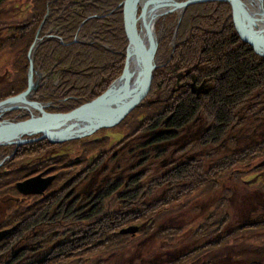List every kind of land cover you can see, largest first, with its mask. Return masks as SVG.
<instances>
[{"label":"trees","instance_id":"16d2710c","mask_svg":"<svg viewBox=\"0 0 264 264\" xmlns=\"http://www.w3.org/2000/svg\"><path fill=\"white\" fill-rule=\"evenodd\" d=\"M7 2L8 0H0V22L4 21L6 25L14 23L11 20L16 9L14 7L10 10ZM125 2L126 0H30L25 17L17 22L20 36L8 39L13 46L25 45L23 49L17 51L20 56L15 62V68L20 69L18 73L15 72L17 78L14 77V82L18 80V86L14 87L12 95H19L27 88L26 71L28 72L30 65L28 49L43 23L38 33L41 38L50 29H56L58 37H43L33 55V64L36 61L37 70L42 72L58 70L62 84L61 89L59 86H52L51 89L48 86L42 87L38 91L40 95L35 99L43 102L65 98V102L61 103L57 110L52 111L69 112L99 97L120 76L123 69V53L128 45L123 22ZM169 16H165L167 21L164 22L172 20ZM173 21L175 20L171 22ZM156 24L155 29L160 22ZM168 30L169 35H172L176 41V45L171 49L167 62L158 61L165 63V67L154 70L147 96L133 110L144 108L149 120L144 119L146 116L141 119L135 118V121H141L130 135L120 140L118 145L100 153L95 152L98 144L104 141L107 143V137L102 138L103 140L87 141L85 142L87 146L82 145V152L85 154L75 157H71L67 151L57 152L56 149L60 145L43 140L18 147L12 146V149L1 146L7 148L0 150V161L7 157L9 159L0 166V196H12L10 194L12 192L19 197V201L0 223V264H86L94 256L125 249L131 243V238L127 237L133 231L145 230L141 229V226L147 225L146 222L153 217L152 214L147 218L135 217V214L131 212V215H128L129 212L126 211L105 216L93 222L96 216L103 213L102 201L123 187L124 183L116 181L109 184L106 190L101 191L97 206H93L83 216L84 220L91 221L86 228L72 233L68 240L55 244L38 260H33L31 257L25 258L31 252L40 249L37 246L40 239L36 234L43 225L41 217L45 216L55 204L52 202L50 206L44 208L42 205L44 201L38 200L36 196H21L17 188L20 182L41 173L43 176L58 174L61 168H65L66 177L69 178L67 188H70L71 195L76 183L82 180L81 178L86 179L88 174L96 170L101 165L100 162L110 153L114 155L112 158L116 159L117 151L139 135L154 133L140 146V150L144 151L149 147L174 142L203 111L210 122L197 134L196 142L203 147H219L233 127L241 129L244 126L245 121H237V113L255 97V93L264 90V57L255 54L252 47L238 37L233 24L231 5L223 1L190 5L186 8L180 22H175L174 26ZM181 73L185 74L180 78L178 75ZM193 80L199 85L210 80L214 82L206 94L196 96L187 83ZM183 81L186 82L184 86L181 84ZM173 87L177 89L171 92L173 94L171 97L152 105L148 104V98L155 91L160 90L163 94H169ZM1 88L6 90L4 86ZM4 94H0V102L12 96ZM155 109L157 110L154 111ZM15 111L6 114L4 118L16 115ZM141 114L143 113L139 112L136 117ZM24 116H21L19 120L28 118ZM123 122L124 120L119 125ZM250 147L244 151L215 157L208 169H217L218 176L227 173L235 174L237 177L249 174L251 169H255L261 170V173L256 174V180L264 178V167H259L254 160L256 155H262L264 160V142ZM164 152L159 151L158 155L163 156ZM97 153H99L98 156ZM60 154L62 155L59 156ZM84 159L90 163L86 164ZM66 160L67 164L62 166ZM199 163V160L190 158L179 164H172L170 170L162 177L152 179L154 181L151 186H164L165 183L175 186L188 181L189 185L185 186L181 192L189 191L192 186L195 190H199L212 181L208 180L204 174L208 169L204 171L202 164ZM81 166L83 169H80ZM141 174H138L139 178L135 175L127 180L126 191L121 192L119 196L122 201L138 203L141 200L144 194L143 189L139 187L144 179ZM64 176V173H60L57 179ZM238 180L248 183L244 181V177ZM261 187L264 189V184H261ZM166 196L169 198L167 200L169 203L173 201V196ZM226 201L227 199L223 198L215 211L203 218V224L190 235L192 239L206 237L208 240L217 236L218 232L226 227L230 222L225 213ZM168 202L155 203L142 211L145 210L144 213L159 212L168 207ZM68 206L66 205V208ZM61 209L59 207V210ZM72 210L73 207L66 212ZM149 225L148 232H151L153 225ZM259 226L263 227L264 222L234 228L232 232L222 235V239L219 237L202 245L201 249L204 250L196 249L179 255L170 264L178 262L183 264L185 262L186 264H264L263 260L258 259L259 254L264 252L261 247L252 245L246 250L241 243L239 244L238 239L234 240V244H227L235 234L243 232L244 229L259 228ZM178 232L177 229L167 228L160 231L158 237L163 241L167 239L170 241V246H175L178 244ZM35 243L38 244L35 245ZM223 256L227 258L222 259ZM96 262L100 264L101 259Z\"/></svg>","mask_w":264,"mask_h":264},{"label":"rangeland","instance_id":"374dc122","mask_svg":"<svg viewBox=\"0 0 264 264\" xmlns=\"http://www.w3.org/2000/svg\"><path fill=\"white\" fill-rule=\"evenodd\" d=\"M181 1L183 2L185 0ZM28 2H30V0H8L7 4H9L8 8L10 10L11 8L16 7L13 19L11 20V22L14 23L6 25L4 24L6 22H0V87H6V90L3 88L0 89V94H4L6 92L4 95L8 94L10 96L13 93L14 87L18 86V80L14 82V77H16L15 72L18 73L20 68H15V62L20 56L18 55L17 51L23 49L25 45H15L17 46L15 47L8 39L10 37L20 36L19 25L17 22L22 20L29 10L27 5H30V3ZM185 10H183L181 13L169 14V17H172V20H175L173 22H171L172 20L170 22H164L167 21V16L160 18V24L154 31L158 42L155 52L156 59L155 55L153 57V64L156 67L155 70L158 67H165V63L162 64L160 62L168 61L171 54V49H173L176 45V41L173 39L172 35H169L168 29L173 27L175 22H180L181 18L185 14ZM142 13V6L138 4L136 16L139 17L142 15ZM42 25L43 23L39 27L36 33L37 35L34 36L35 38L32 40V43L28 49V53L31 50L32 60L33 55L36 49L39 47L38 45H40L42 42L43 37H58L57 30L50 29L41 38L38 33L40 32ZM140 28L141 27L138 24V29ZM238 37L240 38L239 35ZM37 64L38 63L36 61L33 64L31 91L28 95H24L23 97H25L30 102H37L42 105V109L45 112H55L52 110H57L58 106L65 102V98H62L61 100L54 99L43 102H39L35 98L40 95L38 91L42 89V87L48 86L51 89L52 86H59V89H61L62 81L60 72L58 70H50L48 72L38 71V67L36 66ZM26 74L28 83L29 67L28 72L26 71ZM183 74L185 73H181L178 76L181 78ZM192 82L189 83L187 81L189 88ZM213 82L214 80H210L204 82V84L202 83L204 90H200V87H195V89L200 92V96H203L205 92L211 87ZM181 84L184 86L183 84H186V82L183 81ZM176 89L177 87H173L169 94H163L160 90L155 92L153 91L154 93L150 96V98H148V104L152 105L158 101H164L168 99L173 95L171 92H175ZM106 90L102 94H104ZM15 98H17V95H12L5 100L8 101ZM15 110V112H17L16 115L8 118L3 117L4 119H1L0 121L3 123L20 121L19 118H21V116L25 115L30 118L32 115H36L38 113L37 110L32 112H28L24 109ZM156 110L157 109L154 111ZM139 112H142L143 114H141L139 117H136ZM145 113L146 112L144 111V108H138L135 111H132L127 116L128 118H125L126 120L124 119L122 125H118L116 127L102 126L93 133L80 136V138L78 137L65 140L63 142L61 141L51 143L48 141V139L41 138L39 135L29 136L26 139L31 142L43 140L54 145H60V148L58 147L56 149L57 152L67 151L71 157H75L85 154L82 152V145L87 146L85 142L99 139L103 140L104 137H107V143H105V141L102 143L100 142L98 144V148L95 151L101 153L115 147L118 145L120 140H123L124 137L130 135L131 131L137 126L139 121H141H135V118H144L146 116ZM237 115V121H245L244 126L241 127V129L233 127L228 132V136L226 137L223 144L219 147H203L198 142H196L197 134L201 130L205 129L210 122L207 120L203 111L199 113L196 121L186 127L182 131L180 137L174 142L167 143L162 146L149 147L144 151L140 150V146L148 141L154 135V133L139 135L126 143L117 151L116 159H113L112 157L114 155L110 153L103 161L100 162L101 165L96 170L88 174L86 179L81 178L82 180L76 183L71 195L69 193L70 188H67L69 178L67 179L66 177L67 174L65 173V168H61L58 174L49 175L54 177V180L44 191L54 188L56 189L54 192L61 191L68 193V199L65 200L64 203L67 201L69 206L67 208L65 205L60 207L62 209H58V214L56 213L55 209H50L47 212V214L42 219L43 221L41 222L43 225L36 234L40 241L38 242L39 244L35 243V245L38 244L37 246H39L40 249L38 251L31 252L30 254L26 255L25 258L31 257L33 260H38L44 256L55 244L68 240L72 233L86 228V225L91 221L84 220L83 216L85 213L89 212L93 206H97L98 197L101 191L106 190L109 184L115 183L116 181L124 183L123 187L115 194L105 198L102 201L101 207L103 213H101L99 216H96L93 219V222L98 221V219H102L105 216H113L115 213L126 211L129 212L128 215H131L130 213L132 212V214H135V217L141 216L147 218L151 214L153 217L151 220L146 222L147 225L141 226V229H145L146 232L145 230L133 231L130 234L131 237L130 235L127 237L128 239L131 238V243L127 245L125 249L116 250L115 252H108L104 255L101 254L94 256V258L88 260L86 264H99L96 262L98 259H101L100 264H170V262L177 259L179 255L181 256L196 249L204 250L201 249L202 245L219 237L222 239V235L232 232L234 228L243 226L245 224L249 225L257 222L263 223L264 189H262L261 184H264V178L256 180V174L261 173V170L257 171L255 169H251L249 174H244L240 177H237L235 174L229 175L227 173L218 176L216 174L217 169H208L210 162L214 160L215 157H222L238 151H244L245 149L251 148L250 146L254 144L264 142V90H259L257 93H255V97L251 101H248V103L242 107L240 111H238ZM146 118L149 120L148 115L144 119ZM28 143L30 142L18 146ZM8 147L12 149V146ZM5 148L7 147L0 146V150ZM159 151H165L164 155L159 156ZM61 155L62 154L59 156ZM98 155L99 153H97V156ZM190 158L199 160V164H202L204 171L208 169V171L204 174H206L208 180L212 181H210L207 185L205 184L199 190H195L192 186L191 188L189 187V191L185 192L181 191L185 186L189 185L190 182L188 181L185 184H176L175 186L168 185V183H165L164 186L159 187H156V185L151 186L152 182L154 181L152 179L162 177L170 170L172 164H179L185 160L187 161ZM8 159L9 158L7 157L4 160H1L0 163H2L0 166L5 160L7 162ZM254 160H256L255 162L258 163L259 167H264V165L260 166V164L264 162L262 155H256ZM83 161H85L86 164L90 163L85 159ZM66 164L67 160L63 162L62 166H65ZM217 168H219V166H217ZM80 169H83V166H81ZM60 173H64L65 176L61 179H57ZM138 174H141V177H144L139 185L141 190L143 189L142 191L144 192L141 200L138 203L122 201L119 196L121 192L126 191L125 183L135 175L138 177ZM243 177L244 181L248 182L247 184L244 182H239L238 179ZM10 194L12 196H0V223L4 220L5 216L9 214L11 211L10 209L17 206V202L19 201L18 196L12 192ZM20 194L21 196H25L24 194L22 195V193ZM166 195H169L170 197L173 196V201L169 203L167 201L169 198ZM35 198L41 200L40 195H37ZM223 198L227 199L225 213L230 219V222L222 231L218 232L217 236L213 238L208 240L206 237L192 239L190 235L194 234L198 227L203 224L202 222L205 216L210 213L212 214L215 211ZM50 200H52V198ZM159 202H168L169 205L166 209L160 210L156 213H154V211H147L146 213H144L145 210L142 211L144 208L151 207L152 205H155V203ZM54 204L57 206L58 202H54ZM71 207H73V210L71 212H66V210ZM149 224L153 225L151 232H148V227L150 226ZM167 228L177 229L179 231L178 238L180 240L178 239L177 245L170 246V241L165 239L167 240L165 242V240L163 241L158 237L159 232L163 231L164 229L167 230ZM235 239H238L239 244L241 243V245H243L246 250L250 249V246L252 245L264 249V226H259V228L254 227L244 229L243 232L241 231V233L239 232L235 234L227 244H234ZM34 242L35 240L33 243ZM226 256H228V254H226ZM221 258L225 259L227 257L223 256ZM258 259L264 261V252L259 254ZM186 263L187 262L184 264ZM176 264L183 263L178 262Z\"/></svg>","mask_w":264,"mask_h":264},{"label":"water","instance_id":"95a60500","mask_svg":"<svg viewBox=\"0 0 264 264\" xmlns=\"http://www.w3.org/2000/svg\"><path fill=\"white\" fill-rule=\"evenodd\" d=\"M210 1L212 0H185L182 3H185L184 6L186 8L193 3ZM221 1L229 3L233 8V24L241 40L249 44L253 48L255 54L260 57H264V52H261L257 48V45L264 48V33H262L261 28L256 25L254 17L242 4L241 0ZM260 1L262 4L263 0ZM138 2L139 0H126L123 11L124 31L128 40L127 49L129 47L133 49L134 54L141 67V80L139 88L133 98L123 104L114 107L106 106L102 102L101 96H99L93 100L79 105L69 112H45L43 109H40L41 116L30 117L25 120L5 123V125L0 128V143L10 141L23 134H28L31 132L42 133L41 138H45L48 135L46 127L58 123L71 122L90 113L100 115L103 126L116 127L145 99L151 87L153 71L156 68L153 64V57L156 50L151 53L150 50L145 47L142 39L138 34L137 24L135 23ZM243 34H245L247 37L243 36ZM28 56L30 58L28 88L22 94L17 95V97L21 95H28L31 91L33 76V60L31 58V50L29 51ZM203 84L197 85L196 81L193 80V82L190 84L192 93L196 94V96H200V92L195 89V87H200V90H204L202 86ZM207 91L205 92V94L207 93ZM4 102H6V100L0 102V104ZM32 103L39 104L37 102ZM73 138L78 137L67 138L65 140H70ZM65 140L62 139L48 141L54 143L61 141L63 142ZM27 142L31 141H28L26 139L24 140L23 144ZM262 165H264V162L260 164V166ZM53 180L54 177L52 176L44 178L41 174H38L19 183L17 188L18 191L24 195L40 194L52 183Z\"/></svg>","mask_w":264,"mask_h":264},{"label":"bare ground","instance_id":"6f19581e","mask_svg":"<svg viewBox=\"0 0 264 264\" xmlns=\"http://www.w3.org/2000/svg\"><path fill=\"white\" fill-rule=\"evenodd\" d=\"M181 0H139L137 4L142 6V15L135 18V23L140 25L138 29V34L142 39L145 47L154 52L157 47V36L155 35V25L160 20L161 17H165L173 13H181L185 10V3L183 4ZM221 1V0H212ZM242 4L254 17L255 23L261 28L262 33H264V8L263 3L260 0H241ZM243 36L247 37L245 34ZM257 48L264 52V48L257 45ZM124 64L120 76L110 85L104 94L101 95L102 102L109 107L118 106L123 104L136 94L140 80H141V67L134 54L132 48H126L123 53ZM196 95V94H195ZM15 109H24L28 112L37 110L36 115L32 117L41 116L42 106L35 104L27 100L23 96H19L15 99L8 100L0 104V120L3 117L14 111ZM5 123L0 121V128L3 127ZM102 125V119L100 115L97 114H87L80 117L74 121L67 123H58L46 127L48 135L45 137L48 140H65L67 138L79 137L86 134H90L99 129ZM39 135L42 137V133H28L23 134L10 141L0 143V146H15L23 144L29 136Z\"/></svg>","mask_w":264,"mask_h":264},{"label":"flooded vegetation","instance_id":"af4514ba","mask_svg":"<svg viewBox=\"0 0 264 264\" xmlns=\"http://www.w3.org/2000/svg\"><path fill=\"white\" fill-rule=\"evenodd\" d=\"M41 175H42V173H41ZM49 175H52V174H49ZM49 175H44V176L42 175V177L47 178ZM32 177H34V176H32ZM55 190L56 189L52 188V189H50V190L48 189L47 191H44L43 193H40V194H30V195H34V196L40 195L41 200L44 201L43 204H42L44 206V208L50 206V204L52 202L53 203L54 202H58L57 206H55V207L53 206L52 207V209H55L56 213L58 214L59 207H62L63 205H65V206L68 205L67 201L65 202L66 204L64 203V201L68 199V193L61 192V191L54 192ZM19 194H20V192H19ZM25 196H27V195H25ZM51 198H52V200H50ZM73 201H74V198H73ZM41 218H44V216H42Z\"/></svg>","mask_w":264,"mask_h":264}]
</instances>
